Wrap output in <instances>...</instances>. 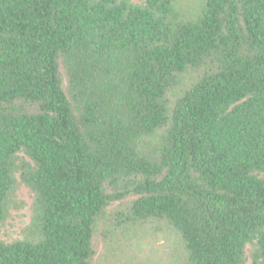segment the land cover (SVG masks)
<instances>
[{"label":"trees","instance_id":"obj_1","mask_svg":"<svg viewBox=\"0 0 264 264\" xmlns=\"http://www.w3.org/2000/svg\"><path fill=\"white\" fill-rule=\"evenodd\" d=\"M0 264H94L164 224L171 264H264V0H0Z\"/></svg>","mask_w":264,"mask_h":264},{"label":"rangeland","instance_id":"obj_2","mask_svg":"<svg viewBox=\"0 0 264 264\" xmlns=\"http://www.w3.org/2000/svg\"><path fill=\"white\" fill-rule=\"evenodd\" d=\"M19 198L27 205L20 212L14 211L0 232V239L5 242L23 239L24 230L31 220V198L25 187L19 191ZM97 242L99 247L94 264H171L172 257L176 252L180 254L181 250L177 235L162 223L125 224L116 231L112 229L109 234L100 232Z\"/></svg>","mask_w":264,"mask_h":264}]
</instances>
